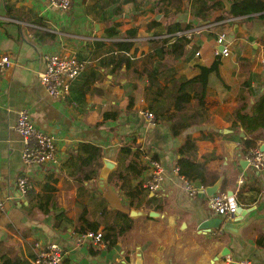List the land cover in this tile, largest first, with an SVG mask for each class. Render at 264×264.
I'll return each mask as SVG.
<instances>
[{"label":"crops","instance_id":"1","mask_svg":"<svg viewBox=\"0 0 264 264\" xmlns=\"http://www.w3.org/2000/svg\"><path fill=\"white\" fill-rule=\"evenodd\" d=\"M177 1L181 9L171 8L167 17L162 11L156 20L160 24L152 26L150 21L160 11L155 0H138L137 5L122 4L123 0H72L69 10L47 0H0V57L12 58V64L0 70V189L7 198L0 214V259L20 257L33 264L35 241L41 238L61 245L68 264H134L138 253L144 264H240L244 259L264 264V244L258 243L264 238V169L248 163L243 138L250 134L238 120L239 110L250 113L264 94V21L257 17L216 21L220 8L205 10L204 19L192 14L197 7L190 0ZM223 2L227 8L228 0ZM119 5L122 11L117 13ZM174 22L206 26L194 35L181 57L163 61L166 66H162L160 81L166 91L160 100L169 112L152 124L143 113L148 106V77L141 69L155 47L152 39L160 37L155 34H166ZM220 22L215 35L206 29ZM131 29L137 30L129 38L136 41L129 52H134L133 64L113 69L108 60L117 53L115 43L127 39ZM218 30L226 31L231 54L220 57L219 73L212 72L207 84L186 82L199 73L200 65L216 59ZM49 52L73 53L87 63L66 98L50 94L40 80ZM183 91L191 94V100L187 108L177 110L175 99ZM130 95L135 97L133 105ZM23 108L29 109L40 129L56 136L59 163L28 166L24 162L23 140L16 129ZM108 111L119 113L116 118H105ZM174 122L187 126L174 134ZM188 135L197 139L196 160L206 161L209 169L219 173L217 194L232 191L246 211L232 221L234 231L224 229L234 217L210 206L213 195L205 191L188 194L181 173L175 172L178 149ZM127 142L143 151L139 159L146 170L120 189L110 178L119 181L116 171H124L134 157L121 152ZM259 142L264 149V138ZM83 143L96 145L100 157L91 160V152L80 146ZM146 154L163 163L162 186L157 191L142 188L130 198L129 184L136 186L150 175ZM105 159L116 166L102 186ZM21 175L29 179L26 193L17 185ZM48 180L53 191L45 187ZM84 207L87 218L99 224V229L115 221L117 210L129 213L133 227L112 249L79 246L76 240ZM132 210L140 212L133 215ZM151 211L161 215H151ZM208 219H222V223L208 231L201 228ZM162 225L175 232L170 245L163 244L156 233ZM224 247L230 253L221 259L218 255Z\"/></svg>","mask_w":264,"mask_h":264},{"label":"trees","instance_id":"2","mask_svg":"<svg viewBox=\"0 0 264 264\" xmlns=\"http://www.w3.org/2000/svg\"><path fill=\"white\" fill-rule=\"evenodd\" d=\"M190 1L192 2L194 8L197 7L192 10V14L196 17L206 19L207 15L204 13L205 10L209 8H220L222 12H220V14L216 17V21H224L230 17L240 18L241 21H246L257 17L264 21V0H228L229 5L227 8L223 0H215L213 5L209 3L210 0ZM126 2H133L135 5L138 4V0H123L122 4ZM180 6L181 5L177 0H155V7L161 12L165 11V17L170 15L172 10L171 8L175 7L180 10ZM115 11L120 13L122 11V5L116 7ZM150 24L154 26L160 24V22L151 20ZM193 27V22H188L185 24H182L181 22H174L173 24L167 26L166 34H171L170 36L163 37L161 36L163 35L162 33H156L155 35L160 37H155L152 39L153 43H155V47L150 53H148L147 61L144 62L143 69H141V74L148 77V84L145 87V96L148 100V106H146V108L154 112L157 120L163 118V116L167 115V112H169V109H167L165 106V101L160 100L166 91V89L161 85L160 81V76L164 69L163 67L166 66L163 65V61H165L167 57L178 58L184 54L185 48L190 43L191 39L184 34H178V32L191 29ZM136 35L137 30L131 29L128 31L127 39H122L115 43L117 53L116 55H111L108 60L109 65H113V69L119 68L122 65H126L127 68L132 66L134 52L132 54H129V52H131L130 50L135 47L136 41L130 40L129 38H133ZM220 64L221 58L219 55H217L212 64L200 65L199 73L186 82L201 81L204 84H207L209 75L212 72L219 73ZM181 89H183V85ZM134 99L135 97L130 95V105L134 104ZM190 100L191 94L189 92L183 91L175 99V108L177 110L187 108ZM118 113L119 111H108L104 113V117L116 118ZM169 117L172 118V115ZM238 120L250 134V136L243 138L244 151L249 152L254 148L261 146L259 141L264 138V94H262L261 97L255 102L250 113L245 112L244 109H240L238 112ZM185 126L187 125H178L176 122H174L172 130L174 134H178ZM80 146H84L91 152V160L100 157V153L96 145L91 143H83ZM197 146V139L188 135L185 142L178 149L180 157L178 159L177 166L180 168V173L186 178L190 180H199L200 183L205 186L212 185L218 180L219 173L209 169V165L206 161L196 160L194 153L197 149ZM121 152L127 155H134V157L128 162L124 171L117 170L115 173L118 175L119 181H122V185L119 183V181L113 179V176L110 178V181L116 184V186H118L120 189L124 188L127 180L131 181L134 177H139L146 170V166L142 164L139 159L143 152L140 147H137V149L134 150V147L127 142L121 148ZM54 180L55 179L53 178V181ZM143 181V179L139 180L136 183V186H134L135 184H129V188H127L126 192L130 198L133 197L135 193L138 192V190H142V188H144ZM45 187L49 191H53L55 189L54 185L51 183V180H48L45 183ZM223 190H226L225 181L223 182ZM87 212V207H84L82 213L80 214V220L82 221V224L78 229L79 233H83L87 230H99V224L91 222L86 216ZM115 216V221L108 223L102 229L105 238L109 239L110 241L108 245L109 249H112L114 246H116L119 238L126 235L127 232L133 227V219L129 216V213L117 210ZM119 219L121 221H119ZM258 243L264 244V238H259ZM0 262V264H31L28 259H22L20 257L11 258L5 255L1 257Z\"/></svg>","mask_w":264,"mask_h":264},{"label":"built area","instance_id":"3","mask_svg":"<svg viewBox=\"0 0 264 264\" xmlns=\"http://www.w3.org/2000/svg\"><path fill=\"white\" fill-rule=\"evenodd\" d=\"M51 5H54L63 10H69L72 5V0H47ZM206 26V25H204ZM204 26H202L204 28ZM202 27L179 31L178 34H184L192 40L194 35L198 33ZM163 37L170 35L164 34ZM226 33L218 34L216 38V54L220 57H227L231 54V41L226 37ZM222 47L219 49V47ZM200 55V51H197ZM46 69L40 73V80L46 86L50 94L66 98L71 91V83L76 79L86 68V61L73 53L49 52L45 56ZM12 64L10 55L5 54L0 57V70H4ZM147 120L154 124L157 118L153 111L144 109L143 112ZM16 129L20 133L23 140V160L28 166L35 164H57L59 156L57 153L56 136L40 129L33 120L29 109L23 108L18 114L16 121ZM144 159L148 162L150 175L143 181V187L150 191H157L161 188L164 180V165L163 163L151 156L144 155ZM246 159L248 163L255 169H264V149L262 147L254 148L249 151ZM175 172L180 173V168L175 167ZM184 179V188L190 195H195L200 191H206L207 186L196 183L194 180ZM17 185L22 193H26L29 186L27 176L21 175L18 177ZM7 198L0 189V214L4 211ZM210 206L218 213L227 217H231L236 213L239 207L238 201L234 194L230 195L227 192L216 193L210 198ZM224 230H220L222 234ZM77 245L91 244L95 247H107L110 241L105 238L102 229L87 230L77 236ZM1 263V262H0ZM33 264H68L66 262V252L58 243H45L41 238L35 241V256L32 259ZM240 264H256L251 259H244Z\"/></svg>","mask_w":264,"mask_h":264},{"label":"water","instance_id":"4","mask_svg":"<svg viewBox=\"0 0 264 264\" xmlns=\"http://www.w3.org/2000/svg\"><path fill=\"white\" fill-rule=\"evenodd\" d=\"M161 15H162L161 11H157L152 19L156 21L157 19L160 18ZM221 48L222 47L220 46L219 49H221ZM104 162H105L104 169L101 171V174H100V183L102 186H105L104 184L106 181H108V178H109L111 171L116 166V163L114 161H112L111 159H105ZM218 183H220V181ZM218 183L217 184L215 183V185L208 186L205 193L215 195L217 193ZM228 194L232 195L233 192L229 191ZM131 212L134 215V214H136V212H140V211L132 210ZM245 213H246V211L243 208L238 207L236 213L232 216V218L234 217L233 220H228L224 225V229L234 231L235 230V223L232 221H235V219L238 220L240 218V215L244 216ZM150 214L151 215H159V216L161 215L160 212H157V211H151ZM221 223H222V219H217V220L208 219V220H205L203 222L201 228H207V229H209L208 231H210L212 229V227H219ZM229 253H230L229 249L224 247L221 250V252L219 253L218 257L222 259L223 257H225ZM134 264H144V257L142 255V253H138L136 261L134 262Z\"/></svg>","mask_w":264,"mask_h":264},{"label":"rangeland","instance_id":"5","mask_svg":"<svg viewBox=\"0 0 264 264\" xmlns=\"http://www.w3.org/2000/svg\"><path fill=\"white\" fill-rule=\"evenodd\" d=\"M174 17H172V19H173ZM210 24H212V23H210ZM219 24H222V22H220V23H215V24H213L212 26H209L208 28H206V29H209V30H212V31H214V34L213 35H215L216 34V32L215 31H217V26L219 25ZM194 28V27H193ZM192 29V28H191ZM226 33V31L224 30H218V33ZM218 36V35H217ZM194 38V37H193ZM217 37H215V39H216ZM156 233H159V236H160V238H161V241H162V243L163 244H165V245H170L169 243L171 242V243H173L174 242V240H175V235H174V233L175 232H172L171 230H169L168 229V227L166 226V225H162L161 227H159L158 229H157V231H156Z\"/></svg>","mask_w":264,"mask_h":264}]
</instances>
